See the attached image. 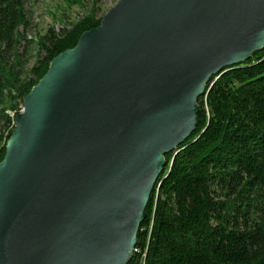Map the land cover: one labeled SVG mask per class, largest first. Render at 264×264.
<instances>
[{
	"label": "water",
	"instance_id": "1",
	"mask_svg": "<svg viewBox=\"0 0 264 264\" xmlns=\"http://www.w3.org/2000/svg\"><path fill=\"white\" fill-rule=\"evenodd\" d=\"M263 47L264 0H120L15 118L0 264H124L205 84Z\"/></svg>",
	"mask_w": 264,
	"mask_h": 264
},
{
	"label": "trees",
	"instance_id": "2",
	"mask_svg": "<svg viewBox=\"0 0 264 264\" xmlns=\"http://www.w3.org/2000/svg\"><path fill=\"white\" fill-rule=\"evenodd\" d=\"M25 3L0 0V162L25 97L102 19L91 9L49 28L25 68L17 49L27 42ZM196 105L195 129L164 155L124 264H264V47L211 77Z\"/></svg>",
	"mask_w": 264,
	"mask_h": 264
},
{
	"label": "rangeland",
	"instance_id": "3",
	"mask_svg": "<svg viewBox=\"0 0 264 264\" xmlns=\"http://www.w3.org/2000/svg\"><path fill=\"white\" fill-rule=\"evenodd\" d=\"M120 0H26L25 10L28 16V27L24 32L27 42L17 47L22 55L25 68H30L37 58L36 40L42 37L49 28L59 31L69 27L83 18L91 9L97 10V16L103 17ZM23 104L19 106L18 115L22 113ZM16 125L13 133L16 131Z\"/></svg>",
	"mask_w": 264,
	"mask_h": 264
},
{
	"label": "bare ground",
	"instance_id": "4",
	"mask_svg": "<svg viewBox=\"0 0 264 264\" xmlns=\"http://www.w3.org/2000/svg\"><path fill=\"white\" fill-rule=\"evenodd\" d=\"M133 251H134V249H133Z\"/></svg>",
	"mask_w": 264,
	"mask_h": 264
},
{
	"label": "built area",
	"instance_id": "5",
	"mask_svg": "<svg viewBox=\"0 0 264 264\" xmlns=\"http://www.w3.org/2000/svg\"><path fill=\"white\" fill-rule=\"evenodd\" d=\"M136 251V250H135Z\"/></svg>",
	"mask_w": 264,
	"mask_h": 264
}]
</instances>
